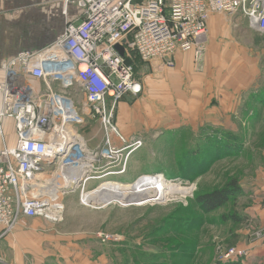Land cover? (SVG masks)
I'll list each match as a JSON object with an SVG mask.
<instances>
[{
	"label": "built area",
	"instance_id": "obj_1",
	"mask_svg": "<svg viewBox=\"0 0 264 264\" xmlns=\"http://www.w3.org/2000/svg\"><path fill=\"white\" fill-rule=\"evenodd\" d=\"M75 1L81 15L67 17L53 41L0 62V238L23 217L61 223L65 195L78 190L83 202L95 188L87 189L91 180L126 172L144 145L141 134H124L115 121L124 96L144 92L135 58L172 68L175 54L188 52L199 62L212 14L239 12L264 33V0ZM93 123L103 137L89 146L78 126ZM246 256V249L231 247L218 261ZM0 264L10 263L0 257Z\"/></svg>",
	"mask_w": 264,
	"mask_h": 264
},
{
	"label": "rangeland",
	"instance_id": "obj_2",
	"mask_svg": "<svg viewBox=\"0 0 264 264\" xmlns=\"http://www.w3.org/2000/svg\"><path fill=\"white\" fill-rule=\"evenodd\" d=\"M237 14L232 20L238 16L245 20ZM255 33L263 48L264 72V33ZM143 65L135 58L141 80ZM160 69L157 66L158 73ZM169 85L163 93L172 96ZM137 112L141 117L131 114L122 119L123 128L134 132L142 128L137 133L144 145L131 154L124 174L91 180L87 189L103 180L131 182L139 174L162 172L168 183L193 187V192L154 202L85 204L80 191L68 193L61 223L24 218L17 224L25 231L19 238L22 246L31 253L25 255L24 264H216L231 247L246 249L248 256L250 245L262 237L258 234H264L256 211L264 208V116L250 122L244 133H233L205 122L189 124L172 105L153 110L151 120L144 121L146 113ZM78 129L89 146L102 140L99 123ZM6 132H14L11 123L6 124ZM233 143H242L241 149H232ZM231 183L238 190L223 206L213 211L200 207L199 194ZM245 258L238 264L247 262Z\"/></svg>",
	"mask_w": 264,
	"mask_h": 264
},
{
	"label": "crops",
	"instance_id": "obj_3",
	"mask_svg": "<svg viewBox=\"0 0 264 264\" xmlns=\"http://www.w3.org/2000/svg\"><path fill=\"white\" fill-rule=\"evenodd\" d=\"M67 1L69 12L65 17ZM77 14L81 15V8L75 0H0V62L19 51L47 45L62 31L66 19H74ZM232 15L210 16L207 51L199 62L191 53L177 52L171 70L162 68L158 73V61L144 63L143 96H124L116 111L115 121L124 134L142 129H124V117H141L137 112L140 109L141 114L146 113L144 121L151 120L149 114L165 105L179 109L180 119L188 118L189 124L205 122L233 133H244L250 129V122L264 116L263 48L246 17L239 13L245 20L239 16L232 20ZM231 23L236 29H231ZM169 84L173 85L172 96L163 93ZM256 211L262 227L259 230H264V208L257 207ZM24 232L16 227L0 238V256L10 264H24L25 255L31 254L19 239ZM263 241L264 237L253 241L243 264H264Z\"/></svg>",
	"mask_w": 264,
	"mask_h": 264
},
{
	"label": "bare ground",
	"instance_id": "obj_4",
	"mask_svg": "<svg viewBox=\"0 0 264 264\" xmlns=\"http://www.w3.org/2000/svg\"><path fill=\"white\" fill-rule=\"evenodd\" d=\"M169 182V181H168ZM162 172L140 174L131 182L108 179L98 182L86 194L83 202H137L158 201L175 198L178 194L193 192V187L184 188L178 183H168ZM93 188V187H92ZM179 199V198H178Z\"/></svg>",
	"mask_w": 264,
	"mask_h": 264
},
{
	"label": "trees",
	"instance_id": "obj_5",
	"mask_svg": "<svg viewBox=\"0 0 264 264\" xmlns=\"http://www.w3.org/2000/svg\"><path fill=\"white\" fill-rule=\"evenodd\" d=\"M227 145V143H226ZM232 149L236 148L237 150L241 149L242 143H233L231 144ZM238 190V187L235 184L227 185L220 189H214L197 196V202L204 211H213L221 206H223L229 198L233 197L234 191ZM216 264H238V261H227L221 262L218 261Z\"/></svg>",
	"mask_w": 264,
	"mask_h": 264
},
{
	"label": "water",
	"instance_id": "obj_6",
	"mask_svg": "<svg viewBox=\"0 0 264 264\" xmlns=\"http://www.w3.org/2000/svg\"><path fill=\"white\" fill-rule=\"evenodd\" d=\"M116 49L118 50V52L120 53V54H123V48H122V46L121 45H116Z\"/></svg>",
	"mask_w": 264,
	"mask_h": 264
}]
</instances>
